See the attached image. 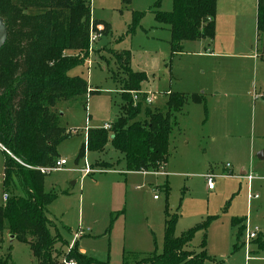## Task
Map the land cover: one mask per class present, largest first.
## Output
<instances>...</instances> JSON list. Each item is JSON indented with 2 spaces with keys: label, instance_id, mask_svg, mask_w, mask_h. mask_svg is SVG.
Instances as JSON below:
<instances>
[{
  "label": "rangeland",
  "instance_id": "374dc122",
  "mask_svg": "<svg viewBox=\"0 0 264 264\" xmlns=\"http://www.w3.org/2000/svg\"><path fill=\"white\" fill-rule=\"evenodd\" d=\"M22 1L12 0V3L20 5ZM157 1H160L161 12L172 11L173 0H130L129 4L124 0H90L96 40L90 43L88 58L68 75L83 78L90 91L96 93L58 103L54 108L60 126L71 137L56 149L58 160H65L67 165L62 170L44 174V193L56 197L46 208L53 223L51 231L58 232L66 243L71 244L72 232L80 229L83 236L77 239L76 246L85 256L101 263L136 264L146 256L161 254L166 213L170 217L178 215L174 238L210 219L205 232L207 257L223 264H264V250L256 249L257 254L252 251L256 239L246 248L243 245L245 232L239 236L241 226L231 224L232 219L245 220L247 216L251 228L264 230V160L258 156L264 151V57L261 58L264 43L255 27L256 0H242L247 13L244 20L238 18L235 22L230 16L221 19L220 14L218 18L215 15L218 29L226 25L225 37L218 33V39L233 38L240 45L235 52L255 54V62L208 59L193 54L195 51L211 52L213 47L209 40L200 44L185 42L183 54L172 55L164 40L168 31L154 29L152 11ZM135 12L143 13L144 17L134 33L128 34ZM26 13L32 15L35 11L29 9ZM90 30L91 26L88 32ZM121 51L130 53L132 72L147 74V81L140 91L151 95L152 104H143L141 112L146 107L163 112L164 101L169 95L165 92L170 89V83V91L182 93L176 84H189L187 89L190 90L193 85L209 82L208 77L213 82V73H226L227 77L239 80L240 96L230 99L229 111L233 114L231 119L238 120L240 132L245 136L234 140L237 149L233 155L238 161H247L245 173L251 170L259 177L251 183V193L258 198L253 199L249 207L247 182L238 172L232 173L231 177L215 173V190L207 191L203 174L217 165L211 164L212 159L217 161L222 156L214 145H208L209 127L205 134L204 104L202 107H183L175 115L176 126L169 138L168 164L161 171L166 172L165 175L156 174L160 171L154 174L127 172L122 156L110 144L101 153L86 151L77 161L85 129H101L120 115L126 77L113 53ZM137 119L142 121L143 113ZM4 160L5 156L0 153V205L4 204ZM86 164L93 171L89 175L81 172ZM16 192L19 197H24L20 190ZM154 196L157 201L153 200ZM203 235V232H197L194 236L189 249L193 253L201 251ZM8 241L5 232L0 234V259L10 254V264H36L27 245L18 241L9 244ZM248 248L252 249L250 254ZM61 250L66 252L65 248Z\"/></svg>",
  "mask_w": 264,
  "mask_h": 264
},
{
  "label": "trees",
  "instance_id": "16d2710c",
  "mask_svg": "<svg viewBox=\"0 0 264 264\" xmlns=\"http://www.w3.org/2000/svg\"><path fill=\"white\" fill-rule=\"evenodd\" d=\"M216 3L217 0H173L169 13L159 10L160 1L155 3L154 21L169 28L172 55L182 52L184 42L214 40ZM29 9L35 13L27 14ZM0 17L7 31L0 48V145L11 155L3 152L2 191L8 199L0 206V234L6 232L27 245L36 264H108L81 254L76 244L62 252L68 245L58 232L52 233L53 223L46 212L56 197L44 193L45 175L39 171L54 166L57 147L71 137L60 126L55 106L96 93L90 91L83 78L68 75L89 56L88 31L95 24L91 21L90 0H23L20 5L0 0ZM143 17V13L132 14L128 34L134 33ZM256 32L264 43V0L256 2ZM261 47L263 58L264 44ZM113 56L126 77L120 115L109 131L87 130L77 161L86 151L101 153L110 144L122 156L127 172L163 170L169 157V138L176 126L175 115L187 102L205 105V100L196 94L170 93L163 112L148 107L141 112L144 97L134 105L130 92L141 90L146 74L131 71L128 51L114 52ZM142 113L141 121L137 117ZM204 115L206 118V108ZM17 190L24 197H19ZM242 221L232 219L231 224L236 226ZM177 222L178 215L170 217L166 213L161 254L146 256L136 264H223L206 256L205 232L210 219L174 238ZM197 232L204 235L201 251L196 254L185 247ZM242 232L244 226L238 235ZM255 244L264 250L260 237ZM10 263V254L0 259V264Z\"/></svg>",
  "mask_w": 264,
  "mask_h": 264
},
{
  "label": "crops",
  "instance_id": "0c3cea01",
  "mask_svg": "<svg viewBox=\"0 0 264 264\" xmlns=\"http://www.w3.org/2000/svg\"><path fill=\"white\" fill-rule=\"evenodd\" d=\"M256 2H257V0H256ZM242 6H243L242 0H217L216 16L218 18V14H220L221 19H223L224 17L230 16V18H232V19L235 18L234 19L235 22L238 18H242L244 20L245 19L244 15H246L247 13H246L245 7L244 6L242 7ZM154 23H155V21H154ZM255 27H256V14H255ZM236 28L237 27H236V23H235V25L233 26L234 34L236 31ZM154 29H156V30L165 29L166 31H168V37H164L165 38L164 40H166V42L169 44V41H170L169 28L167 26L159 25V24L155 23ZM218 33H221L222 37H225V35H226V25L225 24H224V26H221V28L218 29L217 23L215 22V38L213 41H211V44L213 47V50L211 52L195 51L196 53H193V54H195L196 56H201V57L208 58V59H218V60H233V59L244 60V59H247V60H253L254 62L257 61V57L255 56V54L254 55H242V54H238L237 52H235L236 47H238L240 45H238L233 38H228V39L225 38V39L219 40L218 39ZM199 42H202V41L192 42V43H199ZM184 43L182 46H184ZM168 46L170 48V45H168ZM183 49H184V47H183ZM231 49H232V52H231ZM181 54H183V52L179 53V55H181ZM256 68H257V65H256ZM213 74L215 75L213 82H211L210 77H208L209 82L203 81L200 84L193 85L194 87H191L190 90L187 89V87L190 86L189 84H181L180 86L178 84H176V86H178L180 88V90H183V92L180 94H185V95L187 94L188 96H190L193 94L198 95L200 93L199 95L202 96L206 102V104H205V106H206L205 134H206L207 127H209V130H208L207 135H206L209 138V142H210L208 145L209 146L214 145L215 148L218 150L220 156H222V158L220 160H217V161L212 159L211 164H213V165L217 164L219 166L214 165L212 168L208 169L203 174V176L206 173H212L215 175V173L218 172V175H221L224 177H226V176L231 177L232 173L238 172V175H240V177H242L246 171L245 166L247 164V161L245 159L241 160V161L236 160L237 156L233 155V152H235L237 149L236 145L234 143V140L240 139V138L244 139L245 136L242 134V132H240L241 129L238 126L239 125L238 120L231 119V116L233 114H231L229 111L230 110V103H229L230 99H235V98H237V96H240V93H238V91H239V88H238L239 80H237L236 78L227 77L226 73H224V74L223 73H213ZM202 75H204V74H202ZM223 75H224V78H223ZM174 87H175V85H174ZM178 87H176V88H178ZM182 87L184 89H182ZM169 88L170 89H168V91L165 93H169V94L173 93V91H170L171 90V83H170ZM184 92H188V93H184ZM247 95H249V93H247ZM189 103L190 104H188V102H187L185 104L184 108L185 107H191L192 105L194 107H202L201 105L194 104L190 101H189ZM164 104H165V101H164ZM108 124H111V123H108ZM87 130L88 129L86 128L85 133H84L83 143H85ZM243 142L246 145H248L247 144L248 142L247 143H246V141H243ZM262 146H263V150H264V144ZM249 149H250L249 151L251 153L252 147H250ZM0 153L3 154V151L1 149H0ZM258 156L260 157L261 160H264V151L260 152L258 154ZM214 161L216 163H214ZM223 162L230 165L229 170H227L225 168L226 164H223ZM228 173H229V176L227 175ZM142 174H154V173H142ZM165 174H167V173L165 172L164 175ZM82 178L83 177H81V179ZM73 184H75V183H73ZM251 185L252 184H250V188H251ZM247 186H248V184H247ZM214 190H215V186H214V189L212 191H214ZM209 192H211V191H209ZM153 200L157 201V199H154V197H153ZM252 200H248V197H247L248 207H249V204ZM2 204H3V202H2ZM2 204L0 206H2ZM111 213H113V211H111ZM243 224L244 225L248 224V225L252 226L249 223L247 216L245 217V220H243L242 223L239 225L242 227V226H244ZM76 230L77 231L72 232L73 233L72 243L71 244L67 243L68 248L64 247L65 251L70 249L74 244H77L76 243L77 239L83 236V233H81V235L79 237L75 238L74 234L76 232H78L80 229H76ZM259 231H260V233H259L258 237H260L264 241V230L260 229ZM6 235H7V238L9 240V235L7 233H6ZM8 242H9V244H12L13 241L12 242L8 241ZM191 242L189 244H187V246L185 247V249L187 251H191V250H189V249H191ZM250 246L251 245H249V247ZM254 246H256V245H254ZM256 249H258L257 246L253 250L251 248L249 250H252L253 253L257 254ZM79 252L82 254L84 251L80 250Z\"/></svg>",
  "mask_w": 264,
  "mask_h": 264
},
{
  "label": "built area",
  "instance_id": "2783aa9c",
  "mask_svg": "<svg viewBox=\"0 0 264 264\" xmlns=\"http://www.w3.org/2000/svg\"><path fill=\"white\" fill-rule=\"evenodd\" d=\"M96 40V35L93 34V31H92V26H91V30L89 32V49H90V43H93L94 41ZM130 96L132 98V102L134 105H136L138 102H140L141 100V97L143 96V104L146 105V106H150L152 104V99L150 98V94L149 93H145V92H142V91H139V92H130ZM103 130L105 131H109L110 130V124H105L103 127H102ZM0 149L5 152L6 154L10 155L1 145H0ZM11 156V155H10ZM66 161L61 159V160H57L54 164V166L51 168V169H46V168H41L39 169L40 173L41 174H48L49 172L53 171V170H62L64 168V166H66ZM225 168L227 170L230 169V165L229 164H226L225 165ZM162 170H160L159 173H156V174H161V175H164V173L161 172ZM84 175H89L90 173H92L93 171H91L89 169V166L86 164L85 165V168L81 171ZM103 172V171H102ZM229 176V173L227 174ZM217 176L212 174V173H206L203 178L206 182V187H207V190L208 191H212L214 189V180ZM247 184H248V200H252V199H257V195H252L251 193V188H250V184L252 183V181L254 180H257L258 177L251 171V170H248V173H244L243 174V177ZM3 201L5 202L7 199H8V195L7 194H3ZM154 199H157L156 196H154ZM244 232H245V241H244V244L246 246V248L248 247V245L250 244L251 241H254L255 239L258 238V235L260 233L259 229L257 227H253L251 228L248 224H246L244 226ZM82 231L79 230L78 232H76L74 234V237L77 238L81 235ZM248 254H250L249 252V248H248ZM249 259V257H248ZM67 264H73L72 262L70 263H67Z\"/></svg>",
  "mask_w": 264,
  "mask_h": 264
},
{
  "label": "water",
  "instance_id": "95a60500",
  "mask_svg": "<svg viewBox=\"0 0 264 264\" xmlns=\"http://www.w3.org/2000/svg\"><path fill=\"white\" fill-rule=\"evenodd\" d=\"M7 37V31H6V27L3 23L2 18L0 17V48L2 47V45L4 44L5 40ZM14 237L13 236H9V241L12 242L14 241Z\"/></svg>",
  "mask_w": 264,
  "mask_h": 264
}]
</instances>
